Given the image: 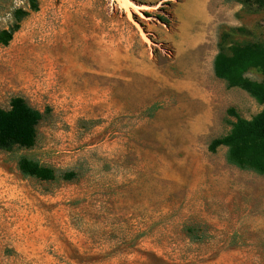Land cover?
Wrapping results in <instances>:
<instances>
[{
  "label": "rangeland",
  "instance_id": "obj_1",
  "mask_svg": "<svg viewBox=\"0 0 264 264\" xmlns=\"http://www.w3.org/2000/svg\"><path fill=\"white\" fill-rule=\"evenodd\" d=\"M36 1L0 0V31L29 11L0 43V107L43 112L34 145L0 147V264H264V174L209 148L231 108L264 109L214 73L221 49L264 44V3Z\"/></svg>",
  "mask_w": 264,
  "mask_h": 264
},
{
  "label": "trees",
  "instance_id": "obj_2",
  "mask_svg": "<svg viewBox=\"0 0 264 264\" xmlns=\"http://www.w3.org/2000/svg\"><path fill=\"white\" fill-rule=\"evenodd\" d=\"M32 10H38L36 0H29ZM263 4L264 0H256ZM29 14L24 7L13 11V22L9 28L0 31V43L8 45L20 23ZM257 68L264 74V44L246 43L236 45L229 54L220 50L214 59V73L223 79L228 87H239L247 91L258 102L264 104V79L254 80L247 72ZM237 116L229 133L214 138L209 148L215 152L220 146L228 147L227 159L241 168L251 169L264 174V109L251 119ZM43 118V112L31 105L24 97L15 96L9 109L0 107V147L10 149L16 145L30 147L37 136V126ZM19 168L26 177L52 179L53 169L40 162L22 158Z\"/></svg>",
  "mask_w": 264,
  "mask_h": 264
},
{
  "label": "bare ground",
  "instance_id": "obj_3",
  "mask_svg": "<svg viewBox=\"0 0 264 264\" xmlns=\"http://www.w3.org/2000/svg\"><path fill=\"white\" fill-rule=\"evenodd\" d=\"M122 2L125 4V6L126 7H128V8H131V7H137V8H139V6L138 5H136L132 0H122ZM76 58H79V59H81L82 61V65L85 63L86 64V66H88V62H89V60H90V57L89 56H84V55H80V54H78L77 55V57ZM77 61V60H76ZM85 66V65H84ZM85 69V68H84ZM80 72V74H81V76L83 77V74L85 73L84 72V70H82V71H79Z\"/></svg>",
  "mask_w": 264,
  "mask_h": 264
},
{
  "label": "crops",
  "instance_id": "obj_4",
  "mask_svg": "<svg viewBox=\"0 0 264 264\" xmlns=\"http://www.w3.org/2000/svg\"><path fill=\"white\" fill-rule=\"evenodd\" d=\"M178 24H179V22H178ZM177 32L179 33V29L177 30ZM200 35L201 34H199V33L189 32L188 38H187L188 41L186 39V44H188V42H189V44H190V45L188 44L189 46L196 45V43L198 42V37L197 36H199V38H200ZM182 43L185 44L184 41Z\"/></svg>",
  "mask_w": 264,
  "mask_h": 264
}]
</instances>
